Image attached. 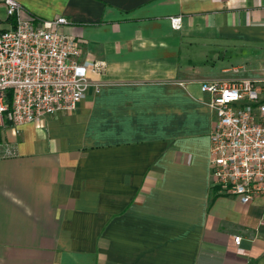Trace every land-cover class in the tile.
<instances>
[{
  "label": "crops",
  "instance_id": "0c3cea01",
  "mask_svg": "<svg viewBox=\"0 0 264 264\" xmlns=\"http://www.w3.org/2000/svg\"><path fill=\"white\" fill-rule=\"evenodd\" d=\"M16 1L102 69L73 113L0 122V264H264V197L212 186L200 89L264 78L230 68L264 57V0Z\"/></svg>",
  "mask_w": 264,
  "mask_h": 264
},
{
  "label": "built area",
  "instance_id": "2783aa9c",
  "mask_svg": "<svg viewBox=\"0 0 264 264\" xmlns=\"http://www.w3.org/2000/svg\"><path fill=\"white\" fill-rule=\"evenodd\" d=\"M6 17L3 18L1 10ZM182 18H171L174 29ZM65 17L43 20L16 0H0V122L18 133L26 123L70 114L87 96L90 72L102 65L80 62V45L61 28ZM212 186L249 204L264 197V78L208 81ZM242 242L235 238V244Z\"/></svg>",
  "mask_w": 264,
  "mask_h": 264
},
{
  "label": "rangeland",
  "instance_id": "374dc122",
  "mask_svg": "<svg viewBox=\"0 0 264 264\" xmlns=\"http://www.w3.org/2000/svg\"><path fill=\"white\" fill-rule=\"evenodd\" d=\"M1 14L3 18L6 17V13L4 9L1 10ZM263 64H264V57H260V58L246 57L243 59H239L238 61L231 64L230 68L233 71V73L236 75L245 73V75L252 74L258 76H264V72H262ZM237 77H241V75Z\"/></svg>",
  "mask_w": 264,
  "mask_h": 264
}]
</instances>
